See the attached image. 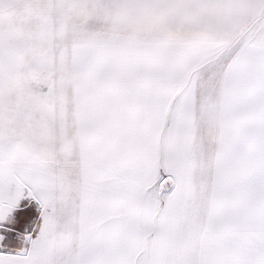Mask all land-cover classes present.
Segmentation results:
<instances>
[{"label": "snow or ice", "instance_id": "obj_1", "mask_svg": "<svg viewBox=\"0 0 264 264\" xmlns=\"http://www.w3.org/2000/svg\"><path fill=\"white\" fill-rule=\"evenodd\" d=\"M0 264H264V0H0Z\"/></svg>", "mask_w": 264, "mask_h": 264}]
</instances>
